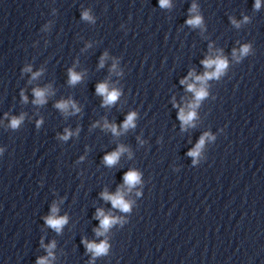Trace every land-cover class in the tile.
<instances>
[{
	"label": "clouds",
	"instance_id": "obj_1",
	"mask_svg": "<svg viewBox=\"0 0 264 264\" xmlns=\"http://www.w3.org/2000/svg\"><path fill=\"white\" fill-rule=\"evenodd\" d=\"M159 2H160L161 7L170 6L169 0H159ZM194 7L195 6H193V9H194ZM254 7L256 9H259L260 0H256ZM84 18L89 19L87 13L84 14ZM245 20H247V17H245ZM187 23L192 25V26H198L201 24V18L199 16H196V17L188 20ZM248 51H249L248 46H244L240 50L241 55L247 54ZM202 63L204 64L206 69H214V70L213 71H206L203 76H196L195 77V80L197 82H200L201 84H203V82H205L208 79L219 78V76H221L224 73L225 69L228 66L227 60L225 58H222V57H217L216 59L209 58V59L202 61ZM36 75H38V73ZM189 75L192 76V75H194V73H189ZM69 76H70L69 82L71 84H75L81 79L80 74H77L71 70L69 72ZM181 83L187 84V79L182 80ZM187 90L191 91L195 94V100H196L197 104L200 100H202L207 95V92L204 89V87L201 86L198 88L195 83L187 84ZM96 92H97V94L104 97V105L114 104L120 96V92L118 90H115V89L109 90L107 84L97 85ZM34 94L37 98L35 101L36 103H44V96H45L44 90L37 89V90H35ZM69 103L70 102H60V103L56 104V107L61 109L62 111L66 112L68 107H69ZM72 107L75 108V105L72 104ZM192 107L195 108L196 104H193ZM76 110L79 111V109H76ZM135 117H136L135 112L129 113L127 115V117H126V119L122 125L124 130H127L128 128H132L135 126V124H134ZM194 117H195L194 111L190 112L186 115L184 113V111L181 110L180 115H179V118L182 120L183 124H190V122L194 119ZM22 119H23V117H20L19 119L13 118L11 121V127L12 128L18 127ZM105 127H109L111 129V131L113 132V134H117V135L119 134L117 131L116 125H114V124L108 125L106 123ZM68 135H71V133H68ZM68 135H66L63 138L67 139ZM205 135H207V134H205ZM204 140H205V136H202L200 138V141L197 144L196 148L193 149L192 151H190L188 154L192 157L198 156L199 150L204 144ZM125 150L126 149H124L121 146L116 151L106 155L104 157V163L108 166L115 165L118 162L121 153H123ZM124 181L127 185L133 186L139 182V174L136 171H129L125 174ZM102 196L105 200H110L114 208H118L124 212H128L130 210L129 204L127 202H125V200L122 198V195L119 192L115 196H111L107 192H105V193H102ZM57 211H58V209L54 205L52 208V215L46 217L45 220H46V223L50 227L55 229L57 232H60L62 227L67 223V217L66 216L65 217H57V215H56ZM96 215H97V218L100 219L101 229H103L105 231L111 225H113L114 223L117 222L116 218H113L111 216H106L102 210H97ZM102 234L103 233L100 230H97V235H102ZM85 245H86L87 249L90 252H93L94 255H96V256L106 254L107 250H108V244L106 242H102V243L97 245L95 243H89V242L85 241ZM54 247H55V243L53 242V244L49 246V255L50 256L52 254L51 248H54ZM37 264H48V261L45 258H41L37 261Z\"/></svg>",
	"mask_w": 264,
	"mask_h": 264
}]
</instances>
